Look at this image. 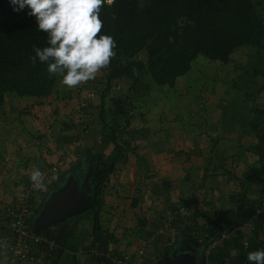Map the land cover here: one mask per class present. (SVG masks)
<instances>
[{"label": "rangeland", "instance_id": "1", "mask_svg": "<svg viewBox=\"0 0 264 264\" xmlns=\"http://www.w3.org/2000/svg\"><path fill=\"white\" fill-rule=\"evenodd\" d=\"M253 1L258 11L264 15V0ZM105 68L100 69L94 79L72 89L61 85L59 78L55 93L46 99L7 95L5 105L0 108V178L2 170L9 169L12 172L16 168L23 172V180L29 181L32 170L39 168L47 174L50 165L63 158L67 162L63 167L66 171L61 169L59 174L51 176L52 181L56 178L63 181L64 174L75 170L88 150L92 155L103 153L102 156L106 158L113 157V146L105 148L97 142L102 136L99 107L100 92L106 86ZM142 82L151 87L146 90V96L139 99L130 91L129 80H118L115 88L106 93L107 101L116 96H132L134 104L139 105L140 101L143 102V107L130 108V126L120 132V144L124 147L127 161H118V169L108 181L104 197L111 199L115 195L121 203L131 204L134 196L140 197L143 193L138 186L142 188L148 185L151 191L147 190V197H152L157 191L162 192L164 181H171L173 185L182 183V180L185 181L187 176L192 175V169L199 166L201 169L205 167L213 168L211 170L216 172L222 171L221 175H225L223 170L226 169L229 182L238 183V176H241L251 197L257 198L261 194L264 186L257 184L256 180H264V171L253 153L246 151L242 144L236 150L235 147L230 149V152L227 151L229 144L226 145V150L214 149L215 145L212 146L213 139L218 136L223 138V134L231 130L232 126L227 127L230 123L226 121L230 119L226 115L233 109L237 119L243 117L241 124L247 125L245 133L256 139L254 132H250L254 118L253 108L264 107V58L257 51L241 47L231 55L227 64L199 57L193 63L192 70L178 78L173 89L154 86L149 77ZM224 91L232 92L233 96L230 93L224 95ZM92 94L95 97H89ZM84 107H91L89 111H92L94 117L90 121L91 129L81 139V124L87 115V112H82ZM49 124L53 126L49 128ZM193 126L201 127L198 132L197 129L195 131L199 136L203 134L201 137L205 138V145L208 146L204 151L205 157L200 159L193 158L196 153L190 154L184 150L186 147L183 143L186 141L189 145L196 146L193 136L186 132L193 130ZM18 137L22 140H18ZM125 142H129L131 147L128 148ZM177 142L182 145L178 144L177 147ZM211 147L213 150L209 151ZM131 148L136 152L133 153ZM161 154H165L163 158ZM197 162L200 164L197 165ZM186 168H189L187 175ZM177 170L179 174L176 173ZM248 176H252L253 180ZM47 183L42 191L36 190L31 216L34 215L35 207L52 192V187ZM135 187L138 193H133L132 188ZM126 208L128 209L127 206ZM147 208L148 206L144 207L142 211ZM165 211L163 207L156 214L161 215ZM85 223L80 224V231L88 227ZM134 224L136 225V221Z\"/></svg>", "mask_w": 264, "mask_h": 264}, {"label": "trees", "instance_id": "2", "mask_svg": "<svg viewBox=\"0 0 264 264\" xmlns=\"http://www.w3.org/2000/svg\"><path fill=\"white\" fill-rule=\"evenodd\" d=\"M99 18L102 21L101 32L111 35L116 42V55L110 58L105 68L106 86L100 92L102 136L97 141L105 148L113 146V157L106 158L102 152L92 155L88 150L81 157L80 165L64 174L63 181H52V174L49 176L51 193L72 175L80 189L86 190L89 186L90 191L87 195L89 206L73 216L77 218L72 217L38 231L34 229V221L43 211L45 200L35 207L29 220L31 229L55 240L60 247L46 258L44 264H59L67 240L79 235V226L83 222L88 227L82 231L89 232L92 246L109 250V237H104L101 225L104 193L108 181L118 169V161H127L124 147L120 144V132L130 126V108L143 107V102L134 104L132 96H116L107 101L106 93L115 88L118 80H129L130 91L139 99L146 96V90L151 87L144 84L143 79L149 77L152 85L173 89L178 78L189 73L199 57L227 64L237 49L248 46L264 58V15L258 11L253 0H144L143 7L139 6L138 0H113L110 5H102ZM46 40V33L36 30L34 17L27 16L25 12L15 13L7 0H0V108L5 105L9 94L19 98L46 99L55 93L59 77H49L45 64L39 61L34 64L29 59L35 55L33 46L43 48L47 46ZM89 109L91 107L82 108V112L90 115L81 124L83 136L91 129L90 121L94 117ZM253 113L250 132H254L258 144L250 152L258 158L264 171V107L253 108ZM125 144L131 147L129 142ZM132 151L136 152L134 148ZM223 171L225 175L229 174L226 169ZM249 179L253 180L252 176ZM256 181L264 186L261 178ZM162 185L166 192L172 186L167 181ZM263 196L264 187L256 200L241 198L249 216L261 214L264 217ZM31 202L34 203V199ZM173 211L176 220L172 225L183 226L185 244L198 251L204 252L229 229V224L222 226L218 222L210 224L205 235L200 236L202 230L190 226L180 216L177 207ZM230 241L232 249H244L237 238L233 237ZM165 249L166 253L157 264H165L169 256L168 248Z\"/></svg>", "mask_w": 264, "mask_h": 264}, {"label": "crops", "instance_id": "3", "mask_svg": "<svg viewBox=\"0 0 264 264\" xmlns=\"http://www.w3.org/2000/svg\"><path fill=\"white\" fill-rule=\"evenodd\" d=\"M226 93L230 92L224 91V95ZM231 93L230 95H232ZM227 113L226 118L230 121L226 122L231 124H228L227 127L232 126L231 130L223 134V138L218 136L215 140L213 139L212 146L215 145L214 149L223 148L226 150V145L229 144L227 151L230 152V149L235 147L236 150L237 146L242 144L246 151H250L258 143L257 139L245 133L247 125L241 124L243 117L237 119L234 109ZM52 126V124H49V128ZM200 128V126H193V130L186 131L190 136H193V141L197 142L195 147L192 144L189 145L188 141L183 143L186 147L184 150L190 154L196 153L193 158L197 157V159L205 157L204 151L208 148L205 145V138L201 137L203 134L199 136L195 131L197 129L198 132ZM192 133L196 135L194 136ZM78 138H75V140ZM83 138L82 135L81 139ZM172 138L174 141V136ZM20 139L18 137V140ZM180 143L177 142V147ZM211 150H213V147L209 151ZM164 155L161 157L163 158ZM228 157H232V155H228ZM59 162H64L63 167L66 166V160L59 158L54 164L50 165V170L57 166ZM198 162L197 165L200 164ZM63 167H59L57 172L52 173V176L59 174L60 170L64 169ZM186 169H188L187 175L189 168ZM211 169L213 168L206 169L202 167L201 169L200 166L193 168L192 175L187 176L185 181L182 180V183L179 182L176 185H173V182L170 181L172 186L167 192L162 190L159 193L157 191L158 193L152 194V197H147V190L151 191L148 185L142 186V188L138 186L143 193L140 197L134 196L131 204L121 203L115 195L111 199L105 196L101 225L104 230V237H109V250L119 256L131 257L138 264H157L166 253L165 248L169 250L166 262L174 258L177 259L185 253H190L197 260V264H249L247 261L248 252L258 250L264 246V217L261 214L249 216V212L244 209L245 205H243L241 198L246 197L252 201L258 199L260 194L257 198L251 197L248 194V186L245 181L242 182L241 176L236 174L240 180L238 183L232 184L234 181L229 182L226 175H221L222 171L216 172V170ZM64 170L66 171V169ZM143 171L146 173V170ZM178 171H176L177 174H179ZM21 173L23 172L16 168L12 172L9 169L2 170V177L0 178V212L7 205L12 204L15 198L31 184L30 180H23ZM54 181L58 182L57 178ZM47 182L45 184L47 183L50 187L51 180H47ZM132 190L133 193H138L136 187ZM14 191L16 193H13ZM262 202L264 204V199ZM146 204L148 208L142 211L144 207H147ZM163 207L166 211L161 215H157L156 211ZM175 207L179 209L180 216L184 217L190 226L202 230L203 233L200 236L205 235L204 232L210 224L215 225L218 222L222 226L229 224V229L204 252L188 247L183 238V226L175 227L172 225L176 220L174 218L176 213L173 211ZM135 221L136 225L134 224ZM165 221L170 222V225H164ZM160 230H163L162 234L159 233ZM233 237L242 242L243 250L232 249L230 239ZM92 241L91 235L86 231H81L78 236L68 239L59 264H104L102 260L91 254V250L95 247L92 246ZM141 251H143V254H140Z\"/></svg>", "mask_w": 264, "mask_h": 264}, {"label": "clouds", "instance_id": "4", "mask_svg": "<svg viewBox=\"0 0 264 264\" xmlns=\"http://www.w3.org/2000/svg\"><path fill=\"white\" fill-rule=\"evenodd\" d=\"M15 13L25 12L34 17L36 30L46 33L43 48L33 46L32 63L46 65L49 77L57 76L67 89L94 79L116 55V42L111 35L103 34L99 18L103 4L113 0H7ZM144 0H138L143 7ZM99 34V35H98ZM91 97V96H89ZM93 97V96H92ZM29 180L34 190L45 187V173L32 170ZM249 264H264V249L247 254Z\"/></svg>", "mask_w": 264, "mask_h": 264}, {"label": "built area", "instance_id": "5", "mask_svg": "<svg viewBox=\"0 0 264 264\" xmlns=\"http://www.w3.org/2000/svg\"><path fill=\"white\" fill-rule=\"evenodd\" d=\"M62 166L64 162L54 166L50 173L45 174V180H49L48 174L57 172ZM35 193L36 190L30 184L12 204L0 212V264H44L46 258L60 248L55 240L35 233L30 227V211L33 204L31 200L35 198ZM164 225L169 226L170 222L165 221ZM159 233L162 234L163 230ZM91 254L104 264H138L131 257L116 255L98 245L91 250ZM140 254H143V251Z\"/></svg>", "mask_w": 264, "mask_h": 264}, {"label": "water", "instance_id": "6", "mask_svg": "<svg viewBox=\"0 0 264 264\" xmlns=\"http://www.w3.org/2000/svg\"><path fill=\"white\" fill-rule=\"evenodd\" d=\"M89 191V186L86 190L80 189L75 177L68 178L44 202L43 211L35 218L34 229L38 231L49 228L86 210L89 206L87 197ZM191 255L185 253L177 259L168 260L165 264H197V260Z\"/></svg>", "mask_w": 264, "mask_h": 264}]
</instances>
